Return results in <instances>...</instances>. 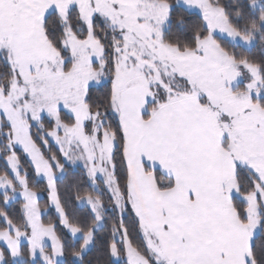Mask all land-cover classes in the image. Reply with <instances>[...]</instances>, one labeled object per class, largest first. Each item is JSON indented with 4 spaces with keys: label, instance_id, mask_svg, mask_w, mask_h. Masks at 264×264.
I'll return each instance as SVG.
<instances>
[{
    "label": "snow or ice",
    "instance_id": "6c2138e0",
    "mask_svg": "<svg viewBox=\"0 0 264 264\" xmlns=\"http://www.w3.org/2000/svg\"><path fill=\"white\" fill-rule=\"evenodd\" d=\"M18 153L81 264L109 213L125 264H264V0H0V192L25 201L0 264H64ZM75 166L83 226L57 189Z\"/></svg>",
    "mask_w": 264,
    "mask_h": 264
},
{
    "label": "trees",
    "instance_id": "16d2710c",
    "mask_svg": "<svg viewBox=\"0 0 264 264\" xmlns=\"http://www.w3.org/2000/svg\"><path fill=\"white\" fill-rule=\"evenodd\" d=\"M54 23V21H53ZM261 46L258 43L255 47L252 48L251 52H246L252 58L259 59L260 57ZM95 95H101L99 89H96ZM53 151H56V147L52 144ZM21 163L27 169L29 173V182L30 187L34 190L41 191L44 194V197L40 199L39 206L44 212L43 222L45 224L51 223L55 226L56 232L61 237V239L66 243V253L63 258L64 264H81L80 258L74 257L72 255V250L77 247L78 241L71 237L64 229L61 224L60 218L56 213L51 209L49 198L46 195L48 192L47 185L45 181L39 180L32 167L25 162L22 153ZM119 158V157H118ZM7 171L5 160L0 158V175H4ZM57 189L58 194L60 195L61 202H68V207L66 211H69L72 214V218L75 221L79 222L82 226L87 223H91V210L88 206H80L79 201L74 200L73 198L76 195L86 196L88 193L96 195L93 186L91 185L88 177L86 176L83 168L68 167L66 168V174L60 176L57 180ZM23 204L22 199H16L10 202L7 206L4 203L3 194L0 193V212H6L13 220V222H19L20 218L23 215ZM114 217L109 213V223L97 231V240L94 246L85 253L83 264H125V257H121L119 261H116L113 257L109 256L107 245L111 242V225L114 223ZM128 223V222H126ZM4 228V222L0 219V229ZM133 237L135 238L134 242L139 243V237L134 232ZM254 243L257 248L264 246V233H260L256 238H254ZM71 247H67V246ZM2 249L4 247L0 246ZM119 247V245H118ZM27 247H23L24 254L27 257ZM6 259L10 262L12 258L10 255L6 254ZM17 264H20L17 263Z\"/></svg>",
    "mask_w": 264,
    "mask_h": 264
},
{
    "label": "rangeland",
    "instance_id": "374dc122",
    "mask_svg": "<svg viewBox=\"0 0 264 264\" xmlns=\"http://www.w3.org/2000/svg\"><path fill=\"white\" fill-rule=\"evenodd\" d=\"M54 144V143H53ZM80 166H75V168H79ZM80 168H82V167H80ZM36 175V174H35ZM57 176H58V178L60 177V176H62L59 172L57 173ZM36 177L39 179V180H42V181H45V183H46V185H47V181H46V179L45 178H41V177H39V176H37L36 175ZM47 189H48V187H47ZM32 190H34V189H32ZM18 191H19V189H18ZM34 191H36L37 192V196H38V204H39V201H40V199L41 198H43L44 197V194L41 192V191H37V190H34ZM0 193H2V192H0ZM47 196H48V198H49V202H50V207H51V209L56 213V215L60 218V216H59V213H58V211H57V209L55 208V206H54V204L52 203V199H51V192H50V190L48 189V192H47V194H46ZM9 196L11 197V196H13V194L11 193V192H9ZM16 199H22L23 201H24V199H23V197L22 196H20V197H18V198H16V197H13V199H12V201L13 200H16ZM12 201H10V202H12ZM9 202V203H10ZM25 202V201H24ZM79 205L80 206H87V205H82L81 204V202L79 201ZM40 207V206H39ZM89 208H90V206H88ZM40 212H41V221L43 222V214H44V212L41 210V208H40ZM61 220V219H60ZM44 223V222H43ZM45 224V223H44ZM61 224H62V222H61ZM45 225H47V224H45ZM62 226L64 227V229H65V231L71 236V237H73L70 233H69V231H68V229L62 224ZM57 233V232H56ZM260 233H258L256 236H255V238L259 235ZM57 235H58V233H57ZM59 236V235H58ZM74 239H76L75 237H73ZM51 243V241H50V238H49V244ZM0 246H2V247H5V245H4V243L3 242H0ZM27 247L28 248V244H27V242H24L23 244H22V252L24 253V251H23V247ZM92 248V247H91ZM90 248V249H91ZM0 249H2L1 247H0ZM89 249V250H90ZM88 250V251H89ZM87 251V252H88ZM12 258V257H11ZM63 258L64 257H61V259L63 260ZM116 261H119L120 259H121V257L120 258H115V257H113ZM126 258V257H125ZM17 263H19V261H17Z\"/></svg>",
    "mask_w": 264,
    "mask_h": 264
}]
</instances>
